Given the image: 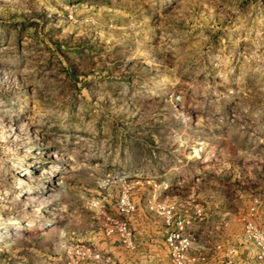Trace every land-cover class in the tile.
<instances>
[{
    "label": "rangeland",
    "instance_id": "obj_1",
    "mask_svg": "<svg viewBox=\"0 0 264 264\" xmlns=\"http://www.w3.org/2000/svg\"><path fill=\"white\" fill-rule=\"evenodd\" d=\"M249 225L264 0H0V264H264Z\"/></svg>",
    "mask_w": 264,
    "mask_h": 264
},
{
    "label": "built area",
    "instance_id": "obj_2",
    "mask_svg": "<svg viewBox=\"0 0 264 264\" xmlns=\"http://www.w3.org/2000/svg\"><path fill=\"white\" fill-rule=\"evenodd\" d=\"M249 237L257 247L256 259L264 262V234L257 232L251 225L248 226ZM168 241L173 248V258L175 264H183L185 254L192 248L193 238L190 234L171 233ZM235 249H231L229 253H233Z\"/></svg>",
    "mask_w": 264,
    "mask_h": 264
},
{
    "label": "crops",
    "instance_id": "obj_3",
    "mask_svg": "<svg viewBox=\"0 0 264 264\" xmlns=\"http://www.w3.org/2000/svg\"><path fill=\"white\" fill-rule=\"evenodd\" d=\"M235 252V251H234Z\"/></svg>",
    "mask_w": 264,
    "mask_h": 264
}]
</instances>
